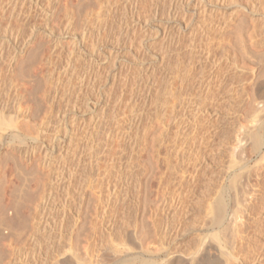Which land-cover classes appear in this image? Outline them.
<instances>
[{"label":"bare ground","instance_id":"6f19581e","mask_svg":"<svg viewBox=\"0 0 264 264\" xmlns=\"http://www.w3.org/2000/svg\"><path fill=\"white\" fill-rule=\"evenodd\" d=\"M177 2L180 4L177 9L169 11L172 22L165 25L159 34L163 56L159 60L161 110L155 116L158 117L157 123L153 122L156 127L153 128V123H147L144 128L139 127L142 128L139 132H143V137H140L143 143H138V136L132 138L127 159L120 165L115 160L109 163L106 160L102 167L100 160L94 158L96 152L95 155L90 152L87 159L78 157L75 162L60 163V167L56 166L59 172L54 173L50 170L51 153H47L43 155L40 167L36 164L37 167L34 165L32 168L35 170L32 177H23L24 174L20 176L21 172H18L20 177L14 175L15 179H11L14 176L8 175L7 178L0 174V255L6 256L5 247L13 249L11 245L15 244V253L12 254L18 258L16 260L14 257L16 261H2L0 258V264H34L28 259L29 256L22 258L21 255L26 245L35 243L36 246L42 236L47 242L49 240L42 264H264V125L257 123L260 120L258 117L264 112V0ZM64 11H67L66 8ZM68 11L65 17L63 14L65 20L72 15ZM94 11L95 20H98L100 13ZM86 16L89 17V14L85 15V19H88ZM208 19L212 23L209 21V24H205ZM87 21L90 22V18ZM70 27L69 22L65 26V34H68ZM58 30L60 32L61 29ZM34 32L31 29L25 45L32 43ZM86 33L84 29L81 34ZM186 35H191L195 40L197 37L203 38L202 42L199 39L203 45L198 49L195 43L189 41L192 44L189 48V43L186 45L189 62L184 64L181 59L178 60V65H174L177 67L175 75L171 78L166 69L168 64L166 66L165 55L170 45L177 52ZM48 43L51 50H47L52 52L56 46L59 47L60 42L55 38ZM38 49L33 51L34 57ZM20 54L21 51L12 56L9 70L14 69ZM206 63L209 64V74L205 77L201 71L195 76L194 67L198 66L202 70ZM223 64L226 65L224 73ZM150 70L148 67L144 70L143 74L147 78L153 75ZM215 85L218 90L213 88ZM213 89L217 90L216 94ZM147 90L145 106L153 97L151 87L148 86ZM218 96H221L223 103L227 102L231 107L233 105L234 113L245 104L247 108L245 119L238 121L231 129L225 128V131L213 124L219 115L214 108L220 102ZM7 118L0 115L1 126L15 128L19 124H15V117L14 120L10 116ZM26 125L23 130H27L29 124ZM171 125L176 129L173 132ZM203 125L206 128L202 136ZM131 126L138 128L139 122L135 121ZM199 146L206 149L210 147V159L201 156ZM61 149L65 152L66 145L61 146ZM136 151L146 153V160H137ZM247 151L250 158H241ZM185 156L191 158L185 160ZM218 156L227 157V163L220 158L218 163L213 164L212 160ZM17 162L16 165H20ZM150 178L157 184L153 200L148 197L150 191L147 181ZM4 194H8V197L2 201V198L6 199ZM58 210L62 217H67V212H71L72 221L65 226L62 224L61 228H54L48 225L51 222L48 223L46 217L57 214ZM156 214L161 225L159 231L158 225L155 226L158 234L155 230L152 234L161 239L160 249L156 252H160L164 258L142 259L139 257L142 253H156V249H149L147 244L150 242H146L151 233L149 225L154 227L153 222L156 220L153 218ZM189 219L194 221L191 226H188ZM206 225L209 230L204 232ZM190 236L198 243L193 250H188V254H184L178 247V241ZM170 237L173 239L171 244L168 243ZM105 238L109 240V243L106 242L109 246L105 244L102 247Z\"/></svg>","mask_w":264,"mask_h":264},{"label":"rangeland","instance_id":"374dc122","mask_svg":"<svg viewBox=\"0 0 264 264\" xmlns=\"http://www.w3.org/2000/svg\"><path fill=\"white\" fill-rule=\"evenodd\" d=\"M86 1L87 0H0V115L6 120L9 116L13 120L16 118L14 120L15 124L19 123L18 125H15V128L0 125V174L2 177H7L8 175V177L14 175L20 177L23 174V177L27 178L32 177V175L34 176L35 170L32 168L34 165L37 167L36 164L40 167L39 163L43 162V155L47 153H51L52 167L50 170L54 173L59 172V168L57 167L61 166L60 163L67 164L68 162H75V160L79 159L78 157L87 159L90 152H92L91 155L96 152L94 158L97 157L100 160V165L102 167L105 165V162L108 161L107 163H109L110 160H115L116 163L120 165L127 159L130 151L128 149L129 141L135 136H138L137 138L139 141L136 140L141 145V143H143L141 142L143 140L141 139L143 137V132L140 133L139 131H142V128H144L147 123H149L147 125H152L153 122L155 124L157 123L156 121L158 120V117L155 116L158 115L157 111L159 113L161 110L159 102V97L161 96V71L159 68V60L163 56V45L160 43L159 34L161 32L160 30L165 25L172 22L169 14L170 9H177V6L180 4L178 5L177 0ZM198 1L205 3L208 0ZM85 3H87L88 6ZM71 6L73 7L71 8ZM96 7L101 8L97 9ZM64 8H66L67 11L69 9L68 13L73 15L68 17L66 19L67 21L64 18L67 12L64 11ZM89 8L91 9L89 10ZM70 9L72 12H70ZM93 10L100 13L98 20H95L96 17L94 16L96 15L93 14ZM89 11L92 13H89ZM95 11L94 13H96ZM87 14H89V17H86L88 19L90 18V22L87 21L88 19H85V15ZM73 17H75V20ZM70 18H72L71 21ZM210 20L211 19H208L205 24L212 23ZM213 20L215 21V19ZM68 21L70 22L71 27L68 34H65V26L67 23L69 24ZM86 21L87 23H85ZM31 29L36 31V33L34 32V39L31 44L25 45L27 36H30ZM58 29H61L60 32ZM84 29L85 33L88 30L86 35L81 34ZM61 34H65L64 37H60ZM43 38L46 39V41ZM55 38L60 42L59 47L56 46V49L51 52V45L48 42ZM191 38V35H186V37L183 38L180 47L181 50L179 49L180 51L178 50L176 52V48H174L173 45L168 47L165 55L167 61L166 66L168 64L166 69H168V73L170 72L168 76L170 75L171 78L175 75L177 67L174 65H178L180 62L178 60L181 59V62L183 63L189 62V46L195 43L198 49H200L203 45V43H201L203 38L200 39L197 37L196 40L195 38H192L191 40ZM199 39L201 42H199ZM189 41H192V44ZM187 44L188 48L186 47ZM182 46L185 47L182 48ZM48 48L50 50H47ZM36 49H38V52L36 51L37 54L34 57L32 54ZM20 51L21 54L18 57V64L16 63V65L13 66V71L9 70L8 65L11 62L10 60L12 56ZM48 51H50L52 55ZM206 64L203 66L202 70H200L198 66L194 67V75L196 76L202 71L201 74L204 73V76L206 77L210 70L209 64H207L208 66ZM147 67L152 69L150 71H153V75H151L150 78H147V76L143 74ZM222 67L224 73L226 65L223 64ZM148 86L151 87L153 97L150 103L146 102L148 105L146 104L145 106L144 99L148 94ZM216 86L217 85L213 86V88ZM215 89L218 90V87ZM194 90L195 89H193L192 92ZM217 90H214L215 94L217 93ZM220 98L221 96H218V100ZM221 102L222 100L220 99V102L218 101L214 105V108L219 114L217 116L218 119L213 121L215 123L217 122V124L213 123L215 126L221 127L223 128V131H225L227 130L225 128L229 129L237 124L238 121L245 119V112L247 110L246 104L244 107L242 106L240 109L238 108L239 111L234 113L232 111L233 105L231 107V104ZM261 116L258 117L260 120H257L259 121L257 123L264 125V112ZM135 121L139 122L138 128L131 126ZM29 122L31 123V126ZM26 124L29 125L27 126ZM155 124L153 125V128L156 127ZM24 125L28 127L27 130L31 127L32 129L30 128L29 130L32 132H28L29 130L27 131L26 128L23 130ZM140 126L142 127L141 129L139 128ZM205 126L206 125H203L201 128L202 136L204 135L203 131L206 128ZM171 127V132H173L175 128L172 125ZM21 131H27V134L22 133ZM63 145H66L65 152L62 150L63 148L61 149V146ZM139 148L138 151H140ZM209 148L210 147H207L206 149L204 146H199L198 149L200 153L201 151L203 153H201V156L203 155L210 159V153L212 152ZM10 149L13 151L14 155H12L13 153ZM8 150H10V152ZM103 151L104 155L102 154ZM110 151H114V154L110 153ZM9 153L11 154L8 156ZM16 154L20 157L16 156ZM136 154L135 158L137 157V160H146L147 158V155H145L146 153L144 152L138 153L136 151ZM140 154L143 155V157ZM14 156H16L15 159ZM112 157L114 159H112ZM248 157L250 158V154L247 151V153H244L241 158L248 159ZM29 158L32 159L30 160ZM103 158L107 159L104 160ZM186 158L189 159L191 157H184L185 160H188ZM220 158H223V161L227 163V157L221 156L212 160V163H218ZM15 160L18 161L17 163L20 165H16ZM33 161L36 162L33 163ZM2 167L4 170H2ZM17 167L20 169L17 170ZM53 168L55 170L57 169V171H54ZM212 169H215V167ZM18 172H21V174L19 173L20 176L17 175ZM26 172L28 174H25ZM77 172H81V170H78ZM15 176L11 179H15ZM149 181H147V187L149 188L148 191H150L148 197L153 200L157 184L154 179L152 181L150 178ZM152 188L155 191L152 190ZM4 195L6 199L2 198V201L7 200L8 194ZM4 195L2 197H4ZM68 212L66 215L68 217L69 214V220L67 217H62L60 210H58V213L61 217L58 213L48 215L46 217L48 219L47 221L48 223L51 222L48 225L51 227L54 226V228H61L63 225L65 226L67 222L69 223L72 221V213L70 212V214ZM50 216L52 217L51 219ZM60 218L61 220L59 221L58 219ZM158 218V214H156L153 218L156 220V222H153V226L157 227L158 225L157 229L159 231V226L161 224ZM191 218L192 217L190 216V219ZM190 219L188 221V226H191L194 222ZM200 221L198 223H200ZM204 223H202V225ZM149 227L151 233L149 235L150 237H147L149 241L146 239V242L150 243L146 244L150 250L154 251L156 249L154 251L156 252L160 249L161 239L152 234L154 232L153 230H155L156 235L158 234L156 227L155 229L152 225H149ZM203 230L206 232L209 230V226L206 225ZM204 232L202 234H204ZM153 237H155L153 240L149 239ZM171 238L172 237L169 238L170 240L168 239L169 242L167 241L170 244L173 240H171ZM180 240L178 241L179 244L176 243V245L178 244V247L184 252V254H188V250H193L195 247L194 245L198 243L197 240L191 236L190 238ZM39 241V247L38 244H36V247L35 243L26 245V248L24 247V253L21 255L23 256L22 258H28L29 256L28 259L31 263L42 264V257L46 254L45 247L48 246L49 240L47 242V239L42 236L39 238ZM53 241L54 240H52V242ZM102 241V247H104L106 242L109 243L107 238ZM108 243L105 246H109ZM11 246H13V249ZM11 246L13 252H11L9 246H6L4 249L5 255L7 254L9 257L7 255H0L2 261L14 259V257L16 260L18 259L16 254H14V256L12 254L15 253L14 249L17 245L15 246V244H12ZM7 248H9L8 252H6ZM37 248L39 249L37 250ZM132 253L135 252L132 251ZM159 253L156 252L151 255L148 253H142L139 257H142V259L152 258L155 260H161L164 257ZM11 256L13 257L10 258ZM103 260L104 259H102V261ZM104 261L107 262L106 259ZM46 264L49 263L47 262Z\"/></svg>","mask_w":264,"mask_h":264}]
</instances>
